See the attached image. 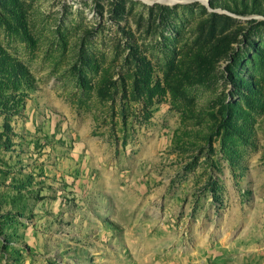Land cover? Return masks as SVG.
I'll return each mask as SVG.
<instances>
[{
  "label": "rangeland",
  "instance_id": "rangeland-1",
  "mask_svg": "<svg viewBox=\"0 0 264 264\" xmlns=\"http://www.w3.org/2000/svg\"><path fill=\"white\" fill-rule=\"evenodd\" d=\"M0 264H264V0H0Z\"/></svg>",
  "mask_w": 264,
  "mask_h": 264
},
{
  "label": "bare ground",
  "instance_id": "bare-ground-1",
  "mask_svg": "<svg viewBox=\"0 0 264 264\" xmlns=\"http://www.w3.org/2000/svg\"><path fill=\"white\" fill-rule=\"evenodd\" d=\"M149 2H151V1H159V0H148Z\"/></svg>",
  "mask_w": 264,
  "mask_h": 264
}]
</instances>
